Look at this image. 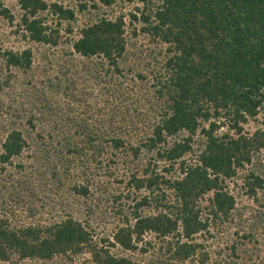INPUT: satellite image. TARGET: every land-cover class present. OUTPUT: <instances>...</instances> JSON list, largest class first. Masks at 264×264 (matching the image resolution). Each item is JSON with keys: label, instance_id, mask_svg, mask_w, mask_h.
I'll use <instances>...</instances> for the list:
<instances>
[{"label": "trees", "instance_id": "trees-1", "mask_svg": "<svg viewBox=\"0 0 264 264\" xmlns=\"http://www.w3.org/2000/svg\"><path fill=\"white\" fill-rule=\"evenodd\" d=\"M115 1L78 2L74 9L16 0L12 34L20 40L68 45L61 29L77 38L62 51L61 64L46 50L36 49L35 57L30 47L0 48V264H208L197 235L209 236L234 217L238 239L226 250L236 258L248 252L252 227L241 221L235 197L264 208V127L244 130L264 108V0H122L133 7L113 15ZM103 8L111 14L92 12ZM0 16L15 20L4 0ZM78 16L86 19L81 26ZM132 71L140 98L124 106L126 98L110 100L105 113L91 109L88 88L98 87L105 102L116 99L114 75ZM71 101L82 109L76 112ZM145 105L153 121L139 130ZM119 153L131 157L122 164L136 162L125 170V186L140 195L128 214L115 211L118 224L97 238L78 215V198L92 195L98 170L107 178L117 174ZM86 164L91 178L83 170L80 181L75 168ZM229 182L239 187L236 196ZM43 187L62 193L55 202L61 210L52 215L50 206L52 218L20 223L13 208L35 217Z\"/></svg>", "mask_w": 264, "mask_h": 264}, {"label": "rangeland", "instance_id": "rangeland-1", "mask_svg": "<svg viewBox=\"0 0 264 264\" xmlns=\"http://www.w3.org/2000/svg\"><path fill=\"white\" fill-rule=\"evenodd\" d=\"M45 1L47 3H51V2L61 3L63 4V6L67 8H74L75 4L78 2L86 3L87 5L91 4L90 3L91 0H45ZM115 2L116 3L114 4V6L115 5L116 6L112 9V11L107 8H103V10L96 9V10H92V12L100 16L103 14V11L107 15H110L111 14L110 11H111L113 15H116V14H120L121 11H124L123 13H127L128 10H130L133 7L131 3L130 4L125 3L124 5H122L123 4V3L121 4L122 0H116ZM4 3H5V6L11 10L12 14H14L15 20L13 21L12 24H9L8 20L5 17L0 16V48L7 47L12 50H19V49H22L23 47H30L35 57H36V49H39L40 51L46 50L45 52L46 54H48L52 58H56V60H58V62H60L61 64L64 60V57H63L64 53L62 51L64 49L66 50L69 49L68 46H70V42L72 41L71 39L77 38L76 37L77 35L75 34L67 35L65 34L64 30L61 29L60 33L63 36L62 40H64V38H67L69 39V42L67 45L65 44L66 41H63L64 43H61L60 46L56 48H52L48 46L40 48L36 44H31L26 41H22L19 39L18 36L12 34V32L16 29L15 24L19 22V16H18L19 8L16 5V0H4ZM47 19H48L47 23L49 25L51 26L54 25V22H52L53 20L52 17H48ZM85 21L86 19H84L83 16H78L76 25L81 26L84 24ZM63 26L64 25H62V27ZM77 58H78L77 56H73V60L75 59L77 60ZM94 60L99 61V59H94ZM36 64H38L37 61L35 62V65ZM138 65H141V67L146 66V64L145 66L144 64H138ZM150 65L151 67H153V65H156L159 67V64H150ZM135 69H138V68L136 67ZM134 73L135 71L134 72L132 71V73L130 72L127 74L124 73V76L122 77L114 75L113 83L116 85V88H117V93L115 97L116 99L110 98L108 99V101L106 100L105 102L102 99V96L100 95V91L98 90V87H95L94 90L90 88L87 89V91L88 92L91 91L93 95L91 97L88 96L86 99V102L90 104L89 106L91 107L92 110H94L93 105H95L96 108H106V110L104 111L105 113L107 112V108H108V105H106V103H111L110 100H113L114 104H119V102L123 101V99L126 98L127 101L125 100L124 102L120 104L121 106H124V105H128L131 97L140 98L141 94L139 93L138 87H136L138 80L133 76ZM145 74L146 76L149 75V73H145ZM15 86L17 85L15 84ZM79 86L81 85L79 84ZM152 93H153L152 91L149 92V94H152ZM70 103H71V106H73L76 109L75 110L76 112L82 109V102L72 103L71 101ZM136 106L138 105H135V107ZM148 107L149 106L145 105L138 109L139 112L148 114L147 117H145V120L143 122H140V121L135 122L139 130L141 128L142 130L147 129V127H145L146 126L145 124H147V120L149 117H150L149 121H153L152 114L149 113ZM89 114L94 115L91 112ZM94 118L98 119L99 122H102L101 119H104L102 114H98V116L95 115ZM140 120H141V117H140ZM263 120H264V108H261V110L258 112V115L255 119L251 120V122H249L248 124H244V130L250 131L251 133L256 128H263L264 127L263 126L264 124L262 122ZM144 122L145 124H143ZM224 128L225 127L221 128L218 132H222ZM127 130H128L127 133L131 132L129 131L130 129L128 128V124H127ZM56 143L57 142L55 140L54 144ZM130 158L131 157H123L121 156V153H119V159L117 160L119 164L113 167V169H115L114 171L117 174H114L112 177L107 178L104 176V174L101 173V170H98L97 174L94 177V180L91 181L93 185L89 186V190L92 191V195H90L87 198L85 197L78 198L80 200V203H79L80 205L78 206V211H80V213L78 215H80L81 219L83 218L88 219L89 225L92 226V228L96 232L94 236L97 238H101L103 235H106L116 226V224H118L119 222L118 218L120 215L116 216L114 214L115 211L121 212L122 215L128 214L130 207L133 205V199L137 198L140 195V193H136L131 189H126V186H125V182L128 179L127 178L128 175L125 172V170L127 169L128 166L130 168H133L136 162L131 163V164L129 163L126 166V164L121 163V160H128ZM186 158L189 159L190 155H188ZM103 164L104 163L102 162L101 167H103ZM27 165L29 164H26V166ZM35 165L38 166L39 163L38 164L35 163ZM87 165L88 164L81 166L77 169L75 168L74 175H79L80 181H83V178H85L82 172L83 170H86ZM250 166L252 165L250 164L247 167L250 168ZM260 170L264 172V164L263 166L260 167ZM89 174H90V171L86 170V177L91 178ZM116 178L122 180V183L120 185L113 182V180ZM227 184H228V187H227L228 192L231 195L236 196L237 195L236 193L239 190V187H236L231 182ZM237 184L239 186L243 185V182L241 181V179L237 180ZM48 189L49 187H47V189H44L43 187L42 189L37 190L39 197H37L38 199L36 198V200L34 201L35 204L33 207L36 209L35 217L28 216L23 208L17 206L13 208L14 210L13 213H15L14 218H18V221L20 223L31 222L33 221L32 218L40 219V220L43 219L44 221L46 220V218H52V215L54 214L56 210L57 211L61 210L60 206L57 205L55 202L60 200V196L62 195V193H57V194L49 193ZM118 196H120V199H118L115 202L114 197H118ZM258 197L262 198V195L258 194ZM5 198L6 197H3V199ZM235 198H236L237 207L243 208V210L242 209L241 210L243 211L244 216L241 219V221L247 219L246 225L249 226V230L252 227V231L251 230L249 231L250 232L249 234H251L252 237L250 241L245 242L246 248L248 250L247 254H242L241 257L236 258L234 256H231L230 250L228 249L226 250V248L230 245L232 240L238 239L237 237L235 238V235L232 236V233L234 232L233 227L235 223L238 222L236 220H239L238 217H234L232 224L225 223L219 226V231L215 230L216 228H214L213 232L209 236L206 233L197 235V240L204 244L206 251L209 253L208 264H264V229H263L264 227V223H263L264 222V218H263L264 208L261 206V203L260 204L256 203L254 199L252 198L248 199V198H245L244 196L240 198L236 196ZM50 206H55V210L53 211V209H51ZM88 208L92 209L93 212H95V214L93 213L91 215V214L86 213V210ZM50 210L53 211L52 215L49 214ZM61 213L62 211L57 212V214L55 213V215L60 216ZM255 214H259V215H256L257 218L253 217ZM260 216L263 218L262 220ZM252 252L254 253L252 254Z\"/></svg>", "mask_w": 264, "mask_h": 264}]
</instances>
